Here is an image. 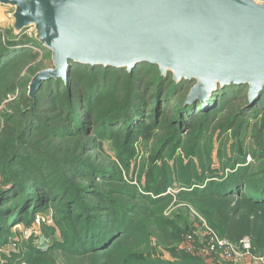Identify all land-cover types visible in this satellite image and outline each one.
Listing matches in <instances>:
<instances>
[{
    "label": "rangeland",
    "instance_id": "obj_1",
    "mask_svg": "<svg viewBox=\"0 0 264 264\" xmlns=\"http://www.w3.org/2000/svg\"><path fill=\"white\" fill-rule=\"evenodd\" d=\"M11 12L10 6L0 5L4 34L12 29ZM24 31L33 36L35 28ZM29 56L11 73L15 77L12 90H6L11 80L0 73V185L15 192L9 203L0 206V264H187L186 258L191 264H264V251L255 249L249 259L225 258L222 249L218 252L222 256L210 260L188 254V250L202 252L213 235L223 238L207 220L206 214L213 212V197L203 198L199 192L233 170L255 183L264 176L260 173L264 168V110L257 117L243 114L237 119L238 101L231 111L210 121L198 115L187 130L179 119L182 133L178 124L167 121L170 116L165 120L178 96H159L153 106L148 105L150 111L143 109L150 94H146L147 85L141 84L153 74L138 72L116 78L100 108L107 112L101 119H96L100 109L91 111L78 97L77 79L73 100L58 97L71 83L57 84L51 92L47 85L31 115L28 82L35 72L53 64L46 49L35 48ZM130 92L136 96L128 101ZM164 100H168L165 105ZM73 104L76 117L71 132L67 126ZM40 125L53 129L52 133ZM27 142L23 150L47 157L55 167L52 174L65 188L57 183L47 187L27 176L33 162L10 161L15 147ZM73 158L84 162L90 175L74 178L75 172L61 169ZM226 158L234 168L226 164ZM80 166L74 164L75 169L81 170ZM69 197L97 209L88 206L84 214L78 206L69 210Z\"/></svg>",
    "mask_w": 264,
    "mask_h": 264
},
{
    "label": "water",
    "instance_id": "obj_2",
    "mask_svg": "<svg viewBox=\"0 0 264 264\" xmlns=\"http://www.w3.org/2000/svg\"><path fill=\"white\" fill-rule=\"evenodd\" d=\"M13 8L15 34L34 26L54 66L29 85L67 77L70 60L128 67L158 64L176 81L195 80L189 99L219 85L264 87V0H0Z\"/></svg>",
    "mask_w": 264,
    "mask_h": 264
},
{
    "label": "trees",
    "instance_id": "obj_3",
    "mask_svg": "<svg viewBox=\"0 0 264 264\" xmlns=\"http://www.w3.org/2000/svg\"><path fill=\"white\" fill-rule=\"evenodd\" d=\"M35 48L46 49L35 38V35H28L24 30L17 35L14 33L13 28L9 30L8 34H4L0 31V73L3 72V78L11 80L6 90H12L15 87V82L13 80L15 77L11 73L22 62H24V59L30 57L29 54ZM70 64L71 67L68 70L66 78L57 77L41 81L39 89L36 91L34 96H31L29 94V85L33 77L39 71L46 68L40 69L33 74V77H31L27 85L28 91L26 97L28 101L33 102L32 106L30 107V110L32 112L31 115H35L36 113L35 105L37 96L41 93V91L45 89L47 85V92H51V90H55V86L57 84L62 86L71 83V87L67 88V93L64 92L62 94H58V97H61L62 99L71 97V99L73 100L75 95L72 93V87L74 79H77L76 86L79 87L77 89L80 91L79 93H81L78 94V97L84 99V106L87 105L89 109H92L91 111H93L94 109H96L97 111L101 107H103V101L111 92L112 85L116 81L117 77H130L134 76L138 72L144 73V76H146L145 74H148L149 72L153 74L151 79H143L148 80L147 82L142 80L143 82L141 85H147L146 94H150L148 100L149 104L145 105L143 109L150 111L153 106V101L155 100L156 102L157 100L162 98L159 96L165 95L170 97L172 94L174 95V97L178 96V100H176L175 104L172 106L171 114L167 115L165 117V120L168 118V116H170V119L167 121L172 120L173 123L178 124V128L182 133L184 132V128L182 125L183 123L186 124L185 127L187 130V128L189 129L192 127L195 119L198 117V115L201 114H204V118L210 121L211 119L218 117V115L222 112H226L229 110L231 111V107L238 101L240 103L238 104V109L235 112V116L237 117V119L241 118V115L243 114L247 115L248 117H257L258 111L264 110V87L257 93V95L251 98L249 93V84L231 83L224 86L219 85L218 88L214 90L206 99L196 98L194 100H190L189 94L192 86L195 83V80L191 81L183 79L181 81H176L172 72H168L166 75H164L161 72L158 64H154L151 62H140L131 70L125 66L116 67L91 65L74 62L73 60H70ZM53 66L54 64L50 67ZM74 70H85L90 73H86L87 75L76 74L73 73ZM88 75H91V78L88 79ZM134 86L135 83L133 84V88ZM135 96L136 95L133 96V93L130 92V99L128 101L133 100ZM167 101L168 100H164L162 104L165 105ZM151 104L152 106L149 107L148 105ZM112 108L113 106L108 110V117H111ZM74 110L75 107L73 104V106L71 107L72 113L70 114L71 124L67 126L68 131L71 132L72 124H74V119L76 117L73 113ZM106 114L107 112L105 113L103 109H100L97 112L96 119H101V116H105ZM179 119H181L180 122L182 124L179 123ZM40 127L49 133H52L53 131V129L49 128L48 126L43 127L40 125ZM69 135L74 134L71 133ZM24 145L25 147H28L29 142L23 144L22 148L20 144L17 146V148L15 147L13 153L14 156L10 157V161H17L18 159L24 158L26 159L25 163L28 162L29 164L33 162L28 166V170L26 172L28 173L27 176L31 177L32 180L42 182V185H45L47 187H51L54 183H57L58 186L64 185L65 188L64 182H62L61 179L59 180L56 175L52 174V171H54L55 168L53 166V163L50 162V160H47V157H45L44 155L39 154L31 156L28 150H23L25 149ZM241 153H243V161H245L244 149L241 150ZM228 159L229 158H226V164H232V167L234 168L233 162H228ZM74 164H80L81 170L75 169ZM61 169L65 172L69 170L75 172L76 175L74 176V178L89 174L87 172L88 168L84 166V162H78V158L70 159L68 166L62 167ZM260 173L264 174V168ZM219 177V179L213 180L205 187L204 190L199 192L200 196L203 198L213 197L214 199L210 202V207L213 212L210 216L206 214L207 220L210 224L214 225V227L219 232V235L221 233V236H223V238L239 244L242 238L248 236L252 240L253 252L255 250L263 252L264 176H261V179H257L256 183L249 179L247 180L245 173H241L237 170H233L232 172L225 175H220ZM14 182L18 181L14 180ZM10 184H12V182H10ZM5 188V185H0V206H5L7 203H9V201L15 194V192H11L9 190H6ZM76 191L79 192V194H82L79 188H77ZM72 192L73 188L69 189L68 194H72ZM22 195H24V193ZM91 204H84V202L82 204H79L78 200L75 198H70L67 202L69 210H71L74 206H78L80 210L78 211L82 214H84L85 208L87 213L88 206L91 208L94 207ZM79 205H81L82 207H80ZM94 208L97 209L96 206ZM121 229L123 230V228ZM188 254L196 258H205L207 260H210L211 258H213V256H222L217 252H212L208 254L209 256H204L201 253L193 254V251L190 250H188ZM185 260L187 264H191L192 260L190 258H186Z\"/></svg>",
    "mask_w": 264,
    "mask_h": 264
},
{
    "label": "built area",
    "instance_id": "obj_4",
    "mask_svg": "<svg viewBox=\"0 0 264 264\" xmlns=\"http://www.w3.org/2000/svg\"><path fill=\"white\" fill-rule=\"evenodd\" d=\"M240 251L237 249V245L234 242H231L228 239L220 238L217 235H213L211 237V242L209 246L205 249H202V252H199L203 255L209 254L212 252H219L220 249L223 250L221 253L225 258L228 259H236L238 256H242L246 259L253 257V246L252 240L250 237L245 236L241 239L240 243ZM192 251V250H190ZM264 260V257L262 258Z\"/></svg>",
    "mask_w": 264,
    "mask_h": 264
}]
</instances>
